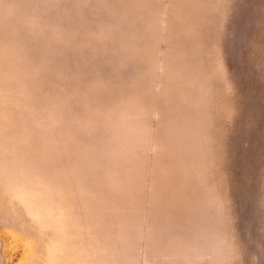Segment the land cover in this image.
<instances>
[{"label": "rangeland", "instance_id": "374dc122", "mask_svg": "<svg viewBox=\"0 0 264 264\" xmlns=\"http://www.w3.org/2000/svg\"><path fill=\"white\" fill-rule=\"evenodd\" d=\"M0 264H264V0H0Z\"/></svg>", "mask_w": 264, "mask_h": 264}]
</instances>
